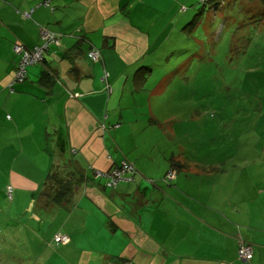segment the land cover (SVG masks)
<instances>
[{
	"label": "crops",
	"instance_id": "crops-1",
	"mask_svg": "<svg viewBox=\"0 0 264 264\" xmlns=\"http://www.w3.org/2000/svg\"><path fill=\"white\" fill-rule=\"evenodd\" d=\"M176 3L183 0H0V165H11L9 217L47 250L36 264H264V165H191L182 150L162 149L177 134L165 126L174 120L159 99L166 90L153 83L154 33L166 36L155 28L169 27ZM41 28L62 44L11 94L14 47L39 46ZM93 47L102 62L89 59ZM63 140L64 156L90 182L71 208L47 212L35 203L62 164ZM125 161L139 170L134 182L110 189L97 179ZM58 235L71 242L56 246ZM241 240L254 246L252 262L239 258Z\"/></svg>",
	"mask_w": 264,
	"mask_h": 264
},
{
	"label": "rangeland",
	"instance_id": "rangeland-1",
	"mask_svg": "<svg viewBox=\"0 0 264 264\" xmlns=\"http://www.w3.org/2000/svg\"><path fill=\"white\" fill-rule=\"evenodd\" d=\"M204 1L174 4V21L155 28L166 36L154 33L153 83L166 90L159 99L174 120L165 126L177 134L162 149L182 150L191 165H264V3ZM10 167L0 165V263L36 264L47 250L8 215Z\"/></svg>",
	"mask_w": 264,
	"mask_h": 264
},
{
	"label": "trees",
	"instance_id": "trees-1",
	"mask_svg": "<svg viewBox=\"0 0 264 264\" xmlns=\"http://www.w3.org/2000/svg\"><path fill=\"white\" fill-rule=\"evenodd\" d=\"M224 1H226V0H205L203 5H204V7L207 6V5H210L209 7H211V6L214 7V6H219L221 3H224ZM262 1L264 3V0H262ZM28 14H31V16H32V13H28ZM43 29H46V28H41V30H43ZM48 31H50V30H48ZM61 38H62V36H61ZM42 44L43 43H42V39H41V44L39 46H41ZM52 47H55V46H52ZM35 48H33V49H35ZM27 49H29V48H27ZM33 49H29V50H33ZM50 49H49V51H50ZM94 49H96V48L93 47L91 50H94ZM96 50H98V49H96ZM49 51H47L45 53L44 61L42 63H39L37 65H33V66H30V67L27 68L26 78L24 79V81L22 83H16L17 85L24 84V83L27 82L29 68L34 67V66H42V65L45 66L46 54ZM15 55H16V53H15ZM16 57H17V62H16L15 79L17 77L18 65H19V62H20V57H18L17 55H16ZM105 73L109 74L107 71H105ZM53 78H54V76H53L52 72L49 71V70L48 71L46 70L43 73V78H42L41 82L44 85L48 86L50 84H53V82H54ZM109 78H110V74H109ZM109 78L104 81L105 84L107 85V89H108V87H111V85L109 84ZM14 82H15V80H14ZM9 89H10V93L11 94H15L16 93V90H15L14 86H12V88L10 86ZM66 147H67L66 141L63 140V143L60 146V148L62 149V151H61L62 164L54 165L53 168L51 169V171L49 172V174L47 175V177L45 179V182H44V184H43V186L41 188V191L38 194L37 201L35 203V207H37L38 209H43L44 211L52 212V211H54L56 209H58V210H61V209L67 210V209L71 208L74 205V202H75L77 196L79 195V193L81 192V190L84 187L88 186V184L90 182L89 177L87 176V174H85L84 172L81 171V169L78 166V163L75 162L73 158H68L67 156H64L65 151H66ZM125 162H129V161H125ZM129 163H131V162H129ZM131 164H133V163H131ZM172 165H174L173 166L174 168L171 169L167 173V176L165 178V181L167 183H170V184H172V183L177 181L178 172H179L178 171L179 170L178 169V164L173 162ZM120 166H116L114 168H117V167H120ZM135 168H136V173H134L133 175H127V177H126L127 180L131 179V181H127L126 180V181L120 182L116 186V188L109 187L108 186L109 181L107 179H105V178H97V179L106 180V185H107L108 188L117 189V187L121 183H125V182L126 183H132V182L135 181V177L139 174V170L137 169L136 166H135ZM172 172H174L176 174V179L174 181H170L169 180V174L172 173ZM7 189H8V187L6 188V194H7V197H8ZM10 200L12 201L13 198L10 199ZM54 242H55V240H54ZM70 242H71V240H70ZM241 243L244 246H246V247H251L252 248V250H253V259H254V256H255V254H254V252H255L254 251V246L251 245L250 243H247L244 240H241L240 243H239V247H240ZM55 245H56V243H55ZM238 254H239V250H238ZM252 260L250 262H252Z\"/></svg>",
	"mask_w": 264,
	"mask_h": 264
},
{
	"label": "built area",
	"instance_id": "built-area-1",
	"mask_svg": "<svg viewBox=\"0 0 264 264\" xmlns=\"http://www.w3.org/2000/svg\"><path fill=\"white\" fill-rule=\"evenodd\" d=\"M26 18H31V14H26ZM42 45L36 47L33 50L27 49L21 42H17L15 45V53L20 57V62L18 65V72L15 82L11 85L14 86L16 83H22L26 78L27 68L33 65H37L44 61V56L47 51L52 46L60 47L62 44V38L60 35L52 33L47 29H43L41 32ZM89 59L93 63H100L103 61V57L100 51L94 49L89 53ZM109 78V74L105 73L103 81ZM109 92L112 91L111 87H108ZM136 173V168L133 164L129 162H124L120 167L113 168L108 172L97 173L98 178H105L109 181L108 186L111 188H116V186L123 181H126L127 175H133ZM176 179V174L174 172L169 174V180L174 181ZM131 181V179L127 180ZM14 188L8 187L7 193L10 199L13 198ZM55 243L59 245H67L70 243V238L67 235H58L55 237ZM239 258L242 261L250 262L253 259V250L251 247H246L242 243L239 247Z\"/></svg>",
	"mask_w": 264,
	"mask_h": 264
},
{
	"label": "water",
	"instance_id": "water-1",
	"mask_svg": "<svg viewBox=\"0 0 264 264\" xmlns=\"http://www.w3.org/2000/svg\"><path fill=\"white\" fill-rule=\"evenodd\" d=\"M1 264V263H0Z\"/></svg>",
	"mask_w": 264,
	"mask_h": 264
}]
</instances>
